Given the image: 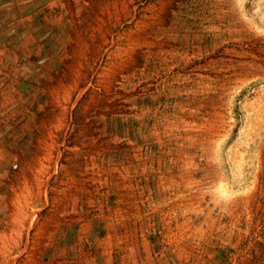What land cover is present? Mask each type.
I'll return each instance as SVG.
<instances>
[{
	"label": "rangeland",
	"instance_id": "obj_1",
	"mask_svg": "<svg viewBox=\"0 0 264 264\" xmlns=\"http://www.w3.org/2000/svg\"><path fill=\"white\" fill-rule=\"evenodd\" d=\"M61 1L0 45V264H264V0Z\"/></svg>",
	"mask_w": 264,
	"mask_h": 264
},
{
	"label": "crops",
	"instance_id": "obj_2",
	"mask_svg": "<svg viewBox=\"0 0 264 264\" xmlns=\"http://www.w3.org/2000/svg\"><path fill=\"white\" fill-rule=\"evenodd\" d=\"M55 0H44V3L39 6L38 0H0V23L3 24V27H0L3 30H9L14 32L13 30H23L26 32L25 36H22L18 41L15 43L8 44L7 41H10L15 35L12 34L11 36H6L0 34V45L3 47V41L5 42V46L7 51L13 50L14 55L16 56L15 52L17 48H21L22 52H26V48L29 44L35 46H39V41L41 40L39 35L36 34L35 38L31 36L30 31H37L39 30V26L34 27V23H40L39 18L42 20L46 17V10H42L46 5L50 8ZM55 7H64V4L61 0H58L57 6ZM34 22H33V21ZM32 22V23H31ZM45 24V23H44ZM29 28H28V27ZM31 26V27H30ZM45 26L42 27V29ZM48 30V28H46ZM53 26H49V30L51 31ZM11 32V33H12ZM50 57L46 58V61L49 62ZM3 103V89L0 87V105ZM2 106V105H1ZM3 107V106H2ZM3 234V230L0 229V235Z\"/></svg>",
	"mask_w": 264,
	"mask_h": 264
}]
</instances>
